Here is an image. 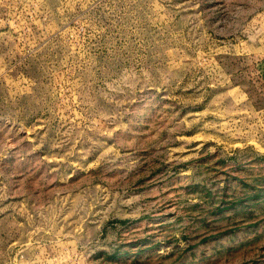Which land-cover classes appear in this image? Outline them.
<instances>
[{"label": "rangeland", "instance_id": "rangeland-1", "mask_svg": "<svg viewBox=\"0 0 264 264\" xmlns=\"http://www.w3.org/2000/svg\"><path fill=\"white\" fill-rule=\"evenodd\" d=\"M0 264H264V0H0Z\"/></svg>", "mask_w": 264, "mask_h": 264}]
</instances>
